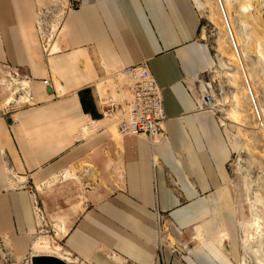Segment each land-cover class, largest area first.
<instances>
[{"label":"crops","instance_id":"crops-1","mask_svg":"<svg viewBox=\"0 0 264 264\" xmlns=\"http://www.w3.org/2000/svg\"><path fill=\"white\" fill-rule=\"evenodd\" d=\"M37 13V0H0V64L28 79L31 97L13 108L0 92V264H21L36 247L34 200L44 202L49 224L63 209L55 206L68 204L73 221L63 244L94 264H117L118 258L107 259L110 252L134 264H153L154 210L169 213L181 228L198 224L206 242L187 264H237L231 152L216 117L194 98L213 63L198 39L200 21L190 0H70L61 37L50 47L56 51L47 58L35 32ZM142 62L167 118V140L155 148L133 136L115 144L108 132L114 125L101 121L103 100L117 97L108 74ZM109 146L118 156L117 187L110 177L103 181L108 172L114 176L116 164L97 169L95 182L64 180L78 163ZM167 174L180 188L182 206L167 188ZM72 203L81 204V211L72 214ZM32 264L64 263L35 256Z\"/></svg>","mask_w":264,"mask_h":264},{"label":"rangeland","instance_id":"rangeland-1","mask_svg":"<svg viewBox=\"0 0 264 264\" xmlns=\"http://www.w3.org/2000/svg\"><path fill=\"white\" fill-rule=\"evenodd\" d=\"M37 1L34 27L37 37L42 38L40 41L47 58L56 51L55 46L50 47L54 38L61 37L62 20L70 0ZM190 2L200 21L198 39L210 50L213 63L210 71L200 78L202 89L195 93L194 98L198 100L205 87L212 95L210 105L202 110L216 117L231 152L228 164L231 183L228 188L232 195L230 210L235 212L231 229L232 255L237 264H264V0ZM22 82L24 86L21 89L5 85L0 78V92L8 94L13 108L22 106L29 93V85ZM59 93L65 96L63 91L59 90ZM108 132L117 144L121 136L116 127L110 125ZM117 162V153L116 156L112 155L109 146L102 153L78 163L72 169V177L64 180L73 178L79 182L83 179L95 182L99 179L97 169L112 170V165L116 164L114 176H109L108 172L103 181L107 184L110 177L113 186L117 187L116 181L121 177ZM94 163L101 167H94ZM59 179L62 181L61 176ZM167 183L168 190L178 199L177 205L182 206L184 203L177 196L180 188L176 180L167 174ZM80 188H83V184H80ZM110 189L105 186L106 191ZM76 204H70L72 214L81 211L82 205ZM67 205L58 203L55 206L57 211L63 208L58 211L56 222L50 224L60 231L57 236L54 238L51 233H40L36 242L41 241V244L38 249L34 246L32 249L38 257L50 256L64 264H94L89 258L71 252L63 244L66 225L73 221L68 217ZM37 224L41 225L40 220ZM42 231H46L44 227ZM152 231L155 238L153 264H168V259L177 264H187L193 253L206 242L198 224L181 228L169 213L159 210H154ZM106 257L114 262L118 258L117 264H134L120 259L114 252L107 253Z\"/></svg>","mask_w":264,"mask_h":264},{"label":"built area","instance_id":"built-area-1","mask_svg":"<svg viewBox=\"0 0 264 264\" xmlns=\"http://www.w3.org/2000/svg\"><path fill=\"white\" fill-rule=\"evenodd\" d=\"M42 39V38H40ZM0 78L8 86L22 89V81L28 84V79L16 69L0 64ZM116 92V99L103 100L101 105V121L113 124L117 133L123 136L145 138L152 148L164 144L167 140L164 113L160 90L151 75L148 66L142 62L136 66L124 67L110 72L107 76ZM44 86L50 87L48 80L43 81ZM202 96L196 101L198 108L202 109L210 105L212 95L207 88L201 93ZM31 101L29 93L25 97V103ZM100 103V100L98 99ZM32 211L38 225L39 233H51L55 238L57 229L48 223V218L42 204L32 201ZM49 225V226H48ZM43 227L46 231H42ZM3 243L0 241V250ZM36 253L31 249L22 259L21 264H32ZM7 258L4 259V262Z\"/></svg>","mask_w":264,"mask_h":264},{"label":"bare ground","instance_id":"bare-ground-1","mask_svg":"<svg viewBox=\"0 0 264 264\" xmlns=\"http://www.w3.org/2000/svg\"><path fill=\"white\" fill-rule=\"evenodd\" d=\"M23 85V84H22ZM24 86V85H23ZM40 240H42V239H40ZM41 242V241H40ZM40 242H37L36 243V248H38L39 247V245L41 244Z\"/></svg>","mask_w":264,"mask_h":264},{"label":"water","instance_id":"water-1","mask_svg":"<svg viewBox=\"0 0 264 264\" xmlns=\"http://www.w3.org/2000/svg\"><path fill=\"white\" fill-rule=\"evenodd\" d=\"M47 90H48V92H51V88H50V87H48V89H47Z\"/></svg>","mask_w":264,"mask_h":264}]
</instances>
